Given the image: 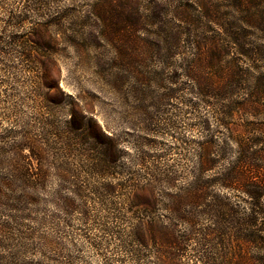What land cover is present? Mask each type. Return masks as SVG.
<instances>
[{
  "label": "rangeland",
  "instance_id": "374dc122",
  "mask_svg": "<svg viewBox=\"0 0 264 264\" xmlns=\"http://www.w3.org/2000/svg\"><path fill=\"white\" fill-rule=\"evenodd\" d=\"M105 1L59 0L57 65L48 69L49 76L42 87L44 100L50 105L51 101L58 103L54 109L59 125L65 127L73 119L76 123L85 120V124H89L102 139L109 136L110 157L115 160L111 167H117L120 173L93 177L83 172L81 159L72 158L74 168L81 175L75 178V184L85 187V192L84 197L70 191L62 193L75 203V212L66 216L64 203L60 202V207L54 201L61 181L52 174L54 169L50 170L46 191L39 195L40 204L32 207L34 212L29 216L25 214L26 218L19 222L21 225L12 224V229L4 233L5 237L0 241V257L4 256L2 260L9 264H27L31 260L46 261L47 264L55 261L104 264L105 260H113L114 264H133L123 248L127 242H135L129 236L137 220L129 209L131 205L150 208L151 197L148 192L141 194L125 189L123 185L131 178L128 169L138 173L135 177L142 184L152 178L146 174L150 168L158 167L166 174L175 172L178 176L175 187L168 190L160 187V190L174 194L193 182L192 172L205 161L201 144L207 136H215L217 150L222 147L225 137L223 128L212 117L210 107L200 103L188 89L180 95L174 92L176 87L190 84L182 76L178 86L173 82L177 72L182 74L178 66L183 59L193 57V50L185 48L183 55L171 58L161 39L178 35L186 40L209 34L213 28L226 36L228 23L233 22L247 31L253 47L264 46V0H113V3L108 0L104 4ZM211 9L218 12L221 27L209 22L206 13ZM102 11H108V16H97ZM250 13L260 15L259 30L241 22ZM126 18L135 22L133 29L126 27ZM233 52L235 54V49ZM244 64L251 63L243 58ZM263 65L259 63L262 71ZM192 102L199 103L195 107ZM32 111L30 108L29 114ZM248 121L255 124L253 135L261 141L257 148L264 149V115L248 118ZM203 122H208L211 133ZM243 123L237 122L236 130L242 131ZM141 157L147 162L146 168L138 165ZM212 158L218 161L216 156ZM216 165L205 175L206 179L214 178L227 166L221 161ZM103 185L118 191L111 197L98 199L94 188ZM212 190L236 204L242 217L250 213V199L245 194L218 187ZM163 214L167 213L156 211V217L162 218ZM147 221L149 219L145 218L144 223ZM238 226L226 242H187L180 260L183 264H205L203 261L208 259L222 264H255L258 259L264 262V249H257L254 242L236 239L241 229ZM199 228L216 227L204 218ZM178 230L186 231L184 226ZM32 232L37 236L46 233L50 242H38ZM142 232L144 244L149 246V249L142 248L147 256L144 264L153 261L168 264L167 256L157 258L154 252L150 257L149 253V250L154 251V243L163 249L167 241L160 233L152 240L147 224L142 227ZM114 233L122 238H115Z\"/></svg>",
  "mask_w": 264,
  "mask_h": 264
},
{
  "label": "trees",
  "instance_id": "16d2710c",
  "mask_svg": "<svg viewBox=\"0 0 264 264\" xmlns=\"http://www.w3.org/2000/svg\"><path fill=\"white\" fill-rule=\"evenodd\" d=\"M58 4L59 0H0V241L5 237L4 233L12 229V224L21 225L19 222L26 218L25 214L29 216L34 212L32 207L40 204L39 195L46 191L50 170L54 169L52 174L61 181L54 201L60 207L64 203L66 216L75 212V203L62 193L70 191L84 197L85 192V187L75 184V178L81 175L74 168L72 158L81 159L83 172L93 177L120 173L117 167H111L115 160L110 157L109 136L102 139L89 124H85V120L76 123L73 119L62 127L54 109L58 103L51 101L50 105L43 98L42 86L49 76L48 69L56 67L59 54ZM107 13L102 11L97 16L104 18ZM217 13L211 9L206 15L209 22L221 27ZM260 21L258 13H250L241 19L243 25L257 30ZM124 23L130 29L135 24L127 18ZM228 27L226 36L213 28L209 34L191 36L186 40L178 35L161 39L171 58L183 55L185 48L193 50V57L183 59L178 66L182 74L177 72L173 82L178 86L182 76L190 84L176 87L174 92L180 95L188 89L200 103L210 107L212 117L223 128L225 137L222 147L217 150L215 136H207L201 144L205 161L192 172L193 182L174 194L166 193L160 187L174 188L178 180L175 172L166 174L158 167L150 168L146 174L152 178H144L147 183L142 184L135 177L138 173L128 169L131 178L123 186L128 192L150 193L149 205H152H148L150 208L131 205L129 209L137 220L129 236L135 242H127L123 248L133 264H144L147 258L142 251V248L149 249L144 244L142 232L145 224L152 240H156L160 233L167 241L163 249L155 241L154 251L149 250L150 257L154 252L157 258L165 255L168 264H183L179 257L187 242H226L237 225L241 227L236 234L238 241L254 242L257 249H264V149L257 148L261 141L253 135L255 124L248 121V118L264 115V70L259 66L260 62L264 64V46L253 47L247 31L233 22H229ZM243 58L251 64L243 65ZM198 103L192 102V105L196 107ZM30 108L34 111L31 114L28 112ZM237 122H244L240 132L236 130ZM203 123L211 133L208 122ZM215 156L219 163L227 166L214 178L206 179L205 175L217 167L218 161L212 158ZM139 159L138 165L146 168L145 158ZM75 185L71 190L70 187ZM216 187L245 194L251 207L247 217L241 216L243 213L229 198L214 194L212 189ZM116 191L110 185H103L95 187L93 192L100 199L111 197ZM156 211L167 214L156 217ZM145 218L149 219L147 223H144ZM204 218L216 228L200 229ZM180 226L186 231H179ZM45 234L37 236L32 232L38 242H50ZM114 234L115 238H122L120 234ZM3 257H0V264H9L2 260ZM203 262L222 264L212 259ZM255 262L264 263L262 259ZM114 263L113 260L104 262ZM149 263L157 264L154 261ZM27 264L47 263L31 260ZM53 264L76 263L55 261Z\"/></svg>",
  "mask_w": 264,
  "mask_h": 264
}]
</instances>
